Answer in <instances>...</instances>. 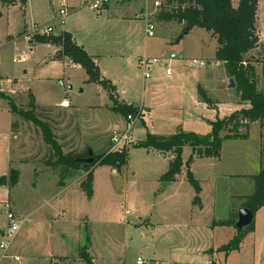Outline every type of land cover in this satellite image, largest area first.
Listing matches in <instances>:
<instances>
[{
    "label": "rangeland",
    "instance_id": "1",
    "mask_svg": "<svg viewBox=\"0 0 264 264\" xmlns=\"http://www.w3.org/2000/svg\"><path fill=\"white\" fill-rule=\"evenodd\" d=\"M63 1L68 15L60 25ZM115 1L101 13L89 6L90 0H27L24 8L17 4L9 12L0 9V178L11 173L6 144L14 120L20 131L11 137L14 162L31 163L16 165L17 187L0 186V233L5 234H0V244L10 241L7 251L0 249V264L65 263L72 259L55 257H77L88 238L94 264H136L138 258L144 264H264V206L254 216L253 231L228 256L221 248L237 231L217 225L238 215L239 197L254 189L249 180L261 170L258 123L245 139L223 141L219 156H193L192 148L184 146L181 174L167 187L161 179L174 153L134 146L121 169L95 168L91 196L84 192L83 168L69 172L65 188L44 175L34 178V168L57 173L49 164L55 157L40 129L12 115L11 103L26 112L33 98L36 115L50 126L64 155L78 157L115 150L110 133L127 118L112 113L109 93L99 85L86 84L80 67L58 59L54 46L37 42L48 26H56L54 36L68 33L88 55L98 57L103 78L115 87V98L134 105L140 115H132L137 118L135 145L148 136L209 137L210 123L222 118L228 110L225 106L240 101L216 61L217 41L204 30L194 29L177 42L183 27L156 18L155 37L148 38L146 22L139 18L146 0ZM231 3L236 8L240 0ZM119 4L124 5L115 6ZM257 18L264 44V0L258 2ZM36 28L40 33H34ZM255 56L259 61L256 87L264 93L263 49ZM144 57L161 60L147 80L139 70ZM199 87L210 105L200 103ZM64 99L68 110L56 106ZM8 212L24 220L9 239Z\"/></svg>",
    "mask_w": 264,
    "mask_h": 264
},
{
    "label": "trees",
    "instance_id": "2",
    "mask_svg": "<svg viewBox=\"0 0 264 264\" xmlns=\"http://www.w3.org/2000/svg\"><path fill=\"white\" fill-rule=\"evenodd\" d=\"M27 0H0V6L11 7L14 5L25 6ZM259 0H240L238 7H233L231 0H164L163 7L156 15L160 23H175L183 27L177 42L183 40L195 28L205 30L217 41L216 61L223 63L228 79H233L236 85L235 91L239 95L241 105H248L235 111L228 117L217 119L210 123L212 134L209 137H200L193 133H179L172 138H156L148 136L143 143L133 144L134 147L154 149L158 152H173L175 158L170 165L168 172L162 177L163 187H167L176 181L181 174L182 162L181 153L183 147L188 145L193 150V156L213 157L219 156V149L225 140H239L247 137L252 124L258 123L264 129V93L257 91V76L255 65L259 64L255 52L263 49L257 32V9ZM37 42L60 47L57 58L60 60L70 59L79 66L86 74V84L101 86L109 93L113 103L112 110L123 116L136 115L137 110L132 105H122L115 98V87L111 82L104 79L97 65L96 59L86 53L82 46L73 41L70 34L64 33L59 36H39ZM199 95L203 103L210 105L206 92L199 87ZM33 106L28 111L18 110L11 103L10 111L13 116H20L25 122L40 129L45 143L51 147L55 160L49 162L50 169L58 173L59 186H64L65 179L69 172L83 168L86 172V181L83 183L84 192L92 195V174L96 166H109L117 170L127 165L129 148L116 151H108L102 155L94 156V163L84 165L79 162L88 157L64 155L59 146L52 129L43 123L36 115V106L32 98ZM44 110V109H43ZM18 122L13 123L17 127ZM242 132H246L242 135ZM261 170L259 175L252 177L254 190L251 195L239 197L241 208L249 210L254 216L264 206V131L261 133ZM62 168V170H60ZM58 170V171H57ZM191 177V176H190ZM19 173L12 170L9 177L0 178V186L9 184L11 188L18 184ZM191 180L194 182L193 178ZM238 215H230L228 220L217 223L223 227L236 229ZM253 223L247 230L237 231L236 236L226 246L222 247L226 256L231 252L239 250L247 232H252ZM90 240L79 251V258L84 264H94L89 254Z\"/></svg>",
    "mask_w": 264,
    "mask_h": 264
},
{
    "label": "built area",
    "instance_id": "3",
    "mask_svg": "<svg viewBox=\"0 0 264 264\" xmlns=\"http://www.w3.org/2000/svg\"><path fill=\"white\" fill-rule=\"evenodd\" d=\"M111 0H90L89 6L96 11L101 13L103 9H105V6L110 3ZM164 0H146L145 8L143 9L142 14L140 15V18L146 22V36L148 38H154L155 32H156V26H155V20L156 15L160 9L163 7ZM63 9L59 11V19L58 23L60 25L65 24V20L68 15V7L66 5V2L63 1L62 4ZM56 30L55 25L48 26L45 30H43V34L41 36H51L54 34ZM41 30L38 28L35 29L34 33L39 32ZM24 61V60H23ZM160 59H152L148 57L141 58L139 60V70L142 72V77L147 80L151 77L152 71L160 64ZM200 66H204L203 63H200ZM168 75H170V71H168ZM60 86H64L62 82L59 83ZM0 94H1V86H0ZM69 103L65 99L61 103V107L63 108H69ZM137 117L140 116L139 113L137 114ZM135 115V116H136ZM137 122V118H134L132 115L128 116L123 126H117L114 127V129L110 133V142L114 146L115 150H122L125 148H130L134 142H135V124ZM7 219L9 221L10 225V233L8 234V239L12 236H14L19 230L20 226L22 225L24 220H21L17 215L8 212L7 213ZM10 241L7 240L6 243L2 242L0 244V249L3 251H7L9 249ZM5 257H8L5 255ZM16 262H21L20 258H16ZM136 264H144V261L141 258L137 259Z\"/></svg>",
    "mask_w": 264,
    "mask_h": 264
},
{
    "label": "crops",
    "instance_id": "4",
    "mask_svg": "<svg viewBox=\"0 0 264 264\" xmlns=\"http://www.w3.org/2000/svg\"><path fill=\"white\" fill-rule=\"evenodd\" d=\"M120 1H122V0H116L115 2L116 3H118V2H120ZM130 1H132V0H130ZM129 1V2H130ZM129 2H126V3H129ZM112 3V2H111ZM125 4V3H124ZM124 4H119V5H115V6H123ZM115 6H113V7H115ZM12 7V6H11ZM11 7H2V6H0V9L1 8H6L7 10H8V12L10 11V9H11ZM112 7V6H111ZM109 5L107 6V7H105V9L104 10H107V9H110L111 8ZM23 8H24V6H23ZM142 12H143V9H141V13H140V15L142 14ZM140 15H139V18H140ZM2 17H3V15H2ZM1 17V18H2ZM138 17V16H137ZM141 19V18H140ZM195 29H197V28H195ZM194 30V29H193ZM205 31V30H204ZM192 32V31H191ZM206 32V31H205ZM208 35H210L211 36V38L212 39H214V40H216L210 33H208V32H206ZM262 35V34H261ZM188 36V35H187ZM263 42H264V38H263ZM52 46H54L55 48H56V50H55V52L57 53L58 51H60L61 49H60V47H58V46H55V45H52ZM91 57H93V58H95L96 59V62H97V65H98V67H99V69H100V66H99V58L98 57H96V56H93V55H90ZM63 61H70L71 62V60L70 59H64ZM220 63V62H219ZM221 65H222V67L224 68V65H223V63H220ZM77 66V65H76ZM77 67H79V66H77ZM185 70V69H184ZM225 70V69H224ZM100 72H101V70H100ZM226 74V73H225ZM170 75H171V73H170ZM169 75V76H170ZM86 80H87V76H86ZM85 80V81H86ZM227 80H228V83H229V80L230 79H228L227 78V76H226V82H227ZM91 85H95V84H91ZM1 86V85H0ZM65 100V99H64ZM64 100H62L61 101V103L64 101ZM199 101H200V103H202L203 104V100L201 101V98H199ZM120 104H126V103H124V102H121V101H118ZM61 103L60 104H58V105H56V106H59L62 110H68L69 108H70V106H69V108H63V107H61ZM126 105H129V104H126ZM132 105V104H131ZM134 106V105H133ZM226 108H228V110H227V112L225 111V112H223L222 114H223V116H222V118H220V119H223L224 117H228V116H230L232 113H234L235 111H238V110H241L242 108H248V105H241V102L239 101H237V102H235L234 104H229V105H227V106H225ZM99 108V107H98ZM97 107H93V108H90V109H92V110H95V109H98ZM110 109L112 110V107H110ZM222 109H223V107H222ZM111 113V112H110ZM112 113H114V115L116 116V117H120V116H118V115H120L119 113H116V112H113L112 111ZM124 118V117H123ZM120 121V120H119ZM14 122H18V121H16V120H14V121H12V127H11V134H10V137L8 138V141H7V144H6V150H7V154H8V157H9V169H11V171L12 170H16V171H18L17 169H16V165H31V163H23V162H17V161H15L14 162V159H13V156H12V147H11V145L12 144H14L15 143V141L12 139L11 140V137L12 136H14V137H16L15 135H18L19 134V129H18V125H17V127H13V123ZM30 124V123H29ZM32 125V124H31ZM254 124H252L251 126H253ZM251 126H250V128H251ZM260 126V125H259ZM249 128V129H250ZM114 129V128H113ZM112 129V130H113ZM260 150H261V133H263V129L260 127ZM136 130V129H135ZM138 131V130H137ZM246 133V132H245ZM102 155V154H101ZM260 164H261V162H260ZM33 166V165H32ZM96 167H98V166H96ZM95 167V168H96ZM95 168H94V170H95ZM94 170H93V172H94ZM58 171V170H57ZM36 173V174H35ZM39 173V174H38ZM38 174V175H37ZM52 174L53 175H55L56 174V176H52ZM54 174V172H48V170L46 171V172H37L36 170H35V168H34V178H37L38 176H40V175H44V176H46L48 179H52L53 181H55L56 183H57V187L59 188L60 186H59V180H60V177H59V175L57 174V173H55ZM70 177V174H69V176L65 179V181H64V186H62V187H60V188H65L66 187V185H67V181H68V178ZM250 181V183H251V185L250 186H252V180H249ZM19 185V180H18V184L15 186V187H17ZM15 187H13V188H15ZM11 188V187H10ZM253 188H250V194L253 192ZM250 194H247V195H245V196H248V195H250ZM241 197H244V196H241ZM8 205H10V203L8 204ZM9 208V207H8ZM2 236H4L5 234L4 233H0ZM55 258H57V259H72V260H67V261H65V263H63V262H61L60 264H72L73 262L74 263H79V262H81V260H80V258H78V256L77 257H72V256H64V255H61V256H56ZM21 263V262H20ZM73 263V264H74Z\"/></svg>",
    "mask_w": 264,
    "mask_h": 264
},
{
    "label": "water",
    "instance_id": "5",
    "mask_svg": "<svg viewBox=\"0 0 264 264\" xmlns=\"http://www.w3.org/2000/svg\"><path fill=\"white\" fill-rule=\"evenodd\" d=\"M229 89H235L236 85L233 79L229 80ZM69 89H71V87H69ZM245 132H242V135H244ZM80 163L84 164V165H89V164H93L94 163V158H93V153L90 151L88 154V158L87 159H81L79 160ZM254 221V215L247 209L245 208H241L238 212V220L236 223V229L238 231H242L245 228L249 227Z\"/></svg>",
    "mask_w": 264,
    "mask_h": 264
}]
</instances>
